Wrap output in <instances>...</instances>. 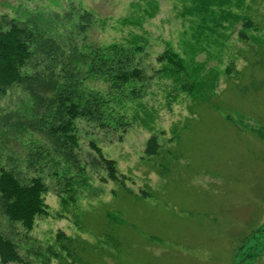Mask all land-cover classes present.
<instances>
[{"label":"rangeland","instance_id":"1","mask_svg":"<svg viewBox=\"0 0 264 264\" xmlns=\"http://www.w3.org/2000/svg\"><path fill=\"white\" fill-rule=\"evenodd\" d=\"M147 1L0 0L3 28L11 18H48L82 2L100 19L94 41L127 45L137 37L144 47L147 81L116 101L127 131L79 121L86 171H72L77 192L67 203L50 175L56 161L29 165L42 138L14 128L25 119L26 94H0V168L23 176L43 169L49 187V213L26 235L0 209V230L23 245L30 264L58 249L60 230L93 247L82 249L91 264H264V0ZM245 18L258 26H244L246 37ZM166 47L185 59L190 91L157 76ZM152 135L156 154L147 151ZM90 140L115 159L125 183L105 181L106 170L92 167ZM82 177L89 184L78 183Z\"/></svg>","mask_w":264,"mask_h":264},{"label":"trees","instance_id":"2","mask_svg":"<svg viewBox=\"0 0 264 264\" xmlns=\"http://www.w3.org/2000/svg\"><path fill=\"white\" fill-rule=\"evenodd\" d=\"M99 21L93 9L79 2L64 13L54 12L48 18H11L6 28L0 25V94L13 89H21L26 94L25 119L16 120L14 128L22 132L30 130L42 138L41 142L35 140L28 162L35 167L38 161H56L59 169L53 168V164L50 175L58 180L57 187L62 186L58 196L63 197V203H67L68 197L74 200L73 194L77 192L72 171L76 175L86 171L81 157L79 121L101 129L127 131L129 121L116 107L121 101L119 95L126 87H130L133 96L138 95L136 83L147 81L139 56L144 47L138 38L134 37L127 45L98 43L91 35ZM244 26L258 29L257 23L245 18L239 31L245 37ZM157 61L158 77H172L183 91L195 87V82L184 83L185 78H190L186 75V61L173 48L166 47ZM89 145L96 155L91 161L92 167L107 172L103 180L110 178L125 183L126 176L119 172L115 159L106 157L95 140H90ZM159 147L157 135H152L148 153L156 154ZM36 172L23 176L16 169L0 168V209L11 223L23 228L25 235L34 229L38 218L49 213L46 203L49 187L42 175L43 169L42 174ZM82 178L78 183L89 184ZM55 243L58 249L51 247L47 253L40 252L42 264H50L53 259L58 264H91L82 249L87 251L93 247L85 241L60 230ZM22 246L0 230L1 264H30L21 251Z\"/></svg>","mask_w":264,"mask_h":264}]
</instances>
